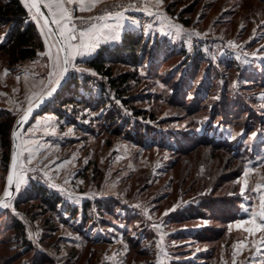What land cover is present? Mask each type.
Returning <instances> with one entry per match:
<instances>
[{"label":"rangeland","instance_id":"374dc122","mask_svg":"<svg viewBox=\"0 0 264 264\" xmlns=\"http://www.w3.org/2000/svg\"><path fill=\"white\" fill-rule=\"evenodd\" d=\"M42 1L59 19L56 4ZM22 2L43 48L16 63L0 51V119L8 113L13 124L63 68L49 26ZM64 6L75 37L62 36L69 75L90 76L95 97L105 78L90 55L128 30L149 49L137 64H112L129 77L127 103L109 88L105 105L49 100L22 129L15 193L0 208V264H264L253 216L264 203V0ZM12 129L10 147L0 140V198Z\"/></svg>","mask_w":264,"mask_h":264},{"label":"trees","instance_id":"16d2710c","mask_svg":"<svg viewBox=\"0 0 264 264\" xmlns=\"http://www.w3.org/2000/svg\"><path fill=\"white\" fill-rule=\"evenodd\" d=\"M2 25L6 26V29H4L3 37L0 38V51L7 54L10 63L32 58L38 53L39 49L43 48V42L38 36L36 25L29 19V11L22 0H0V29ZM143 41L142 34L128 30L124 32L120 42L113 46L109 44L101 46L95 55L87 59V63L106 79V81L105 79L102 80L101 89L103 91L106 88L113 90L116 98L124 103H127V97L122 84H125L129 77L127 73L121 76L114 75L112 64L127 61L133 64L139 63L149 49V41L145 43ZM158 49L156 44V47L150 51L153 54ZM90 78V76L85 75L80 79L79 75L70 74L64 85L52 97L50 103L53 107L56 106V102L63 104L68 101H77L78 103L85 101L89 105L96 102L99 105H105V102L103 103V91L100 92L98 97L93 95L90 88ZM80 87H83V90ZM88 90L90 95L86 97L85 92ZM80 97L83 100H80ZM109 102L113 103L114 100L110 99ZM136 113L141 114L143 111L137 110ZM13 122L14 118L8 113L3 114L0 119V140L5 147H10L9 135L14 126ZM9 156L8 153L4 155L6 162L9 161ZM38 191L44 192L45 189L38 187ZM48 198L47 202L53 205L60 202L58 196H48ZM85 207H87V203ZM69 210H71V207ZM15 225L19 230H23V224L20 221H16Z\"/></svg>","mask_w":264,"mask_h":264},{"label":"water","instance_id":"95a60500","mask_svg":"<svg viewBox=\"0 0 264 264\" xmlns=\"http://www.w3.org/2000/svg\"><path fill=\"white\" fill-rule=\"evenodd\" d=\"M30 5L32 7V0H29ZM45 3L41 0L40 3V12L43 13V15H40V17L46 21L47 20V25L49 26L50 30L52 31L56 41L58 42V45L61 50V55H62V60H63V68L67 67L68 71L64 72L61 74V77L58 79L59 83L55 82L44 94H42L31 106H29L15 121L13 129H12V149H11V154H10V161H9V167H8V175H7V180H6V190L5 192H9V196L3 195L0 198V208L3 206V204L6 203L7 200L11 199L14 196L15 193V181H16V167L18 164V151H19V135L22 129L26 126V124L34 117L40 110H42L45 105L48 104L49 100L52 99V97L55 95V93L64 85V83L67 81L69 77V55H68V50L66 47V44L64 42V39L62 35L60 34V30L58 28V25L53 23L52 21L55 19L51 12L49 11L48 7L44 6ZM34 12L36 10L33 8ZM37 13V12H36ZM38 14V13H37ZM65 60H68L69 63L65 64ZM62 68V69H63ZM53 89H55L53 91ZM51 92V95H48V93ZM31 108L32 111L28 115L27 120H23L22 118L24 117L25 113L27 110ZM12 176V182L11 184L8 181V177Z\"/></svg>","mask_w":264,"mask_h":264},{"label":"snow or ice","instance_id":"6c2138e0","mask_svg":"<svg viewBox=\"0 0 264 264\" xmlns=\"http://www.w3.org/2000/svg\"><path fill=\"white\" fill-rule=\"evenodd\" d=\"M52 2H54L56 4L57 11L60 13V18L59 19H54L52 22L55 23V24H61L62 21H66V23H64V25H63V27L61 29L60 34L63 36L65 33H68L69 34L68 38L69 39H74L75 37L71 35V33L73 32L74 26L69 27V24L67 23V22H70L72 20V16H71V13L69 12V10L64 6V0H52ZM91 2H92V6H95V4L99 2V0H91ZM40 3H41V0H32V8H34L39 15H43V13L40 12ZM67 3H73V0H67ZM81 3H83V0H81ZM44 6L50 8L51 4H46ZM82 10H84V9H82ZM53 15H55V13H53ZM108 15L110 16L112 14L109 13ZM120 15H121V13H116L117 17H119ZM99 19H104V17H99ZM45 22L47 23V20ZM92 27L94 28L95 25H93ZM84 36H85V33L82 32L81 33V39H83ZM113 39H118V37L114 36ZM80 47L92 50V49H94L96 47V44L95 43H92L91 45L82 44V45H80ZM77 54L78 55H84L85 52L78 51ZM64 63L68 64L69 61L65 60ZM67 71H68L67 67L63 68L62 69V74L64 72H67ZM57 83H59V81H57ZM54 90L55 89H53V91ZM51 94H52L51 92L48 93V95H51ZM31 111H32V109L29 108L22 119L23 120H27L28 115L31 113ZM253 135H255V134H253ZM8 181L11 184V182H12V176L11 175L8 177ZM4 195L5 196H9L10 193L6 191L4 193ZM3 207H8V205L7 204H3ZM253 216H259L260 220L262 221L260 224L256 225V230L264 229V203H262V205H261V212L254 213ZM251 222L253 224H255V220H252ZM248 231H252V229H248Z\"/></svg>","mask_w":264,"mask_h":264},{"label":"crops","instance_id":"0c3cea01","mask_svg":"<svg viewBox=\"0 0 264 264\" xmlns=\"http://www.w3.org/2000/svg\"><path fill=\"white\" fill-rule=\"evenodd\" d=\"M51 13H52V11H51ZM91 57H92V56L90 55L89 58H91Z\"/></svg>","mask_w":264,"mask_h":264}]
</instances>
